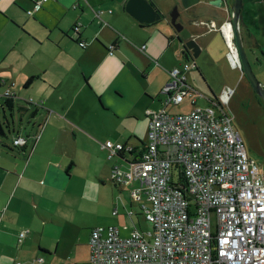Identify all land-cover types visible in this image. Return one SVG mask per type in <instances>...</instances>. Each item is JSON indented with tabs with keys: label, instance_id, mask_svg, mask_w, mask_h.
Masks as SVG:
<instances>
[{
	"label": "crops",
	"instance_id": "obj_1",
	"mask_svg": "<svg viewBox=\"0 0 264 264\" xmlns=\"http://www.w3.org/2000/svg\"><path fill=\"white\" fill-rule=\"evenodd\" d=\"M127 1L48 0L37 6V0H0V264H29L40 258L41 264H89L93 229L114 227L122 237L140 231L137 216L148 201L144 195L140 202L132 200L136 182L119 185L111 176L114 168L126 170L140 159L147 129L139 150L99 137V128L89 119L109 111L105 103L111 95L120 97L116 77L123 66L118 55L124 54L123 48L147 53L140 59L145 69L156 66L152 74L160 77L157 90L169 81V71L187 61L182 55L184 42L170 27L159 0H147L161 19L146 25L127 14ZM172 1L181 6L180 0ZM233 4L234 0H199L179 12L177 21L199 45L203 66L216 64L219 72L215 71L217 79H208L199 66L200 76L195 69L188 70L194 76L189 72L186 82L196 81L206 91L186 97L182 104L187 110L176 114L210 107L226 87L234 88L228 105L233 118L240 99L237 91H244L243 102L251 101L264 113L262 100L230 65L219 31L231 22ZM240 28L252 70L264 85V0H241ZM172 46L182 61L168 60L164 50ZM7 92L12 95L11 111L3 106ZM157 95L150 98L151 106L158 104L155 110H160ZM9 113L13 116L8 124L2 118ZM26 114L29 119L24 123ZM32 123L34 131L25 137L22 132ZM11 134L13 141L23 138L25 145L14 146L8 141ZM107 141L130 151L110 157L104 147Z\"/></svg>",
	"mask_w": 264,
	"mask_h": 264
},
{
	"label": "built area",
	"instance_id": "obj_2",
	"mask_svg": "<svg viewBox=\"0 0 264 264\" xmlns=\"http://www.w3.org/2000/svg\"><path fill=\"white\" fill-rule=\"evenodd\" d=\"M219 31L230 65L243 76L231 22ZM190 68L184 63L169 71V82L158 96L162 108L146 112L144 153L126 170L114 168L111 176L119 185L138 180L131 198L140 202L145 196L149 205L142 206V213L152 230H134L127 237L114 227L92 230L89 264H264V177L228 110L234 88L222 90L218 106L167 112L194 95L184 75ZM13 143L26 142L18 137ZM104 147L110 157L124 150L110 141Z\"/></svg>",
	"mask_w": 264,
	"mask_h": 264
},
{
	"label": "rangeland",
	"instance_id": "obj_3",
	"mask_svg": "<svg viewBox=\"0 0 264 264\" xmlns=\"http://www.w3.org/2000/svg\"><path fill=\"white\" fill-rule=\"evenodd\" d=\"M157 2L161 11L165 12L164 14H168V16H170V13L173 12L176 6L178 12H182V6L176 5L172 0H159ZM120 15L122 21L126 19L125 16H122V14ZM161 43L164 45L163 42ZM131 45L138 46V44L133 41H131ZM164 51L169 58V61L172 59H179L182 61L181 57L177 54L175 46ZM123 52L124 54L118 53V55L122 57L121 64L123 66L119 69V74L116 77V89L118 90L119 93H117L120 97H116L115 99L113 97L114 95H111L109 101L105 103L109 106V111L106 113L101 112V116H99L97 120L90 118L89 121L96 124V127L99 128L97 132L99 137L102 136L105 139L108 138L114 141L118 139L123 144H129L133 147L138 146L139 150H141V144H143L145 140L146 129L148 127L146 112L153 111L158 106V104H153V106H151L150 98L155 93L159 95L169 81L161 89L157 90L156 85L160 81V77L155 76V73L154 75L152 74L156 69V66L153 63L150 69H145V64L140 59L142 57L144 58L145 55L147 56V53H136L134 50L128 48H123ZM123 55L126 57H123ZM202 57L203 56L200 58L198 57L190 63L187 61L186 63L191 65L190 69H193L194 66H199V70L202 71L203 76L205 75L208 79H217L218 75L215 74V71L217 70L219 72V68L213 63H211L210 66H203ZM200 61L201 64L199 63ZM158 70L163 73L160 68H158ZM189 72L190 71L184 73L186 78ZM190 75L194 76V72H190ZM200 78L201 77H199V79ZM190 85H192V88L196 92L206 91V88L202 89L196 81H193ZM238 95L240 98L236 103L238 106V112L235 113L233 124L242 137L248 156L256 162L260 171L264 173V113H262L251 101H247L246 103L243 102L242 98L244 97V91H237V96ZM202 101L204 100L202 99ZM231 104L234 105V100ZM31 105L36 106L35 102L31 103ZM185 106L186 104L177 107L170 105L167 108V112L169 114L182 113L187 110L184 108ZM15 114L16 116H19L17 115V112H15ZM28 119L29 115L26 114L23 116L24 123ZM34 123H32V126L28 131L22 132L25 137L34 131ZM13 137L14 134L8 135V141L12 142ZM108 154L106 152L107 157ZM145 204L148 205L147 203ZM136 211L141 214V211L138 210L137 207ZM137 219L138 221L136 220V224L140 232H148L152 230V226L145 220L143 213L142 215H138ZM214 224L215 217L212 215V225L214 226Z\"/></svg>",
	"mask_w": 264,
	"mask_h": 264
},
{
	"label": "water",
	"instance_id": "obj_4",
	"mask_svg": "<svg viewBox=\"0 0 264 264\" xmlns=\"http://www.w3.org/2000/svg\"><path fill=\"white\" fill-rule=\"evenodd\" d=\"M180 2L183 9L188 10L190 7L198 4L199 0H180ZM125 10L129 16L134 18L142 25L153 24L161 19L159 12H157L147 0H128L125 6ZM240 10L241 0H234L231 12V25L234 34V42L242 64V73L247 79L254 93L264 103V85L257 79L255 73L253 72L247 53L244 49L240 28ZM169 17L170 27L178 35L180 42H184V51L182 52L184 60H196L200 55V47L196 43V41L191 38V32L188 29L184 28V26L177 21L180 17L177 6L174 8L173 12L170 13Z\"/></svg>",
	"mask_w": 264,
	"mask_h": 264
},
{
	"label": "trees",
	"instance_id": "obj_5",
	"mask_svg": "<svg viewBox=\"0 0 264 264\" xmlns=\"http://www.w3.org/2000/svg\"><path fill=\"white\" fill-rule=\"evenodd\" d=\"M192 60H190V62H191ZM193 69H195L197 72H198V75L200 76V73H199V71H198V68H197V66H194L193 67ZM186 84L188 85V86H190L187 82H186ZM191 87V86H190ZM192 88V87H191ZM193 89V88H192ZM194 90V89H193ZM208 91H211L210 89H207ZM195 91V90H194ZM10 97H12V95L11 96H9L8 98H5V100H4V103H3V106H5L6 108H8V109H10V111H11V106H12V100H11V98ZM211 106L210 107H212L213 106V104L215 105H219V98H215V99H213L212 101H211ZM230 112V111H229ZM12 113H9L8 115H6L5 117H3L2 119L5 121V123H10V121L12 120ZM3 133V129H2V124L0 123V134H2Z\"/></svg>",
	"mask_w": 264,
	"mask_h": 264
},
{
	"label": "bare ground",
	"instance_id": "obj_6",
	"mask_svg": "<svg viewBox=\"0 0 264 264\" xmlns=\"http://www.w3.org/2000/svg\"><path fill=\"white\" fill-rule=\"evenodd\" d=\"M7 93H9V92H7ZM9 96H11V94L9 93ZM9 96H4V97H6V98H8ZM201 96V95H200ZM11 98V97H10ZM198 98V97H197ZM29 102L30 103H34L32 100H29ZM35 105L36 106H41V103H35ZM14 142V141H13ZM13 145H14V143H13ZM15 146V145H14ZM24 146V145H23ZM16 147H22V146H16ZM124 147V150L123 151H125V150H128V151H130L129 150V148H127V149H125L126 147L125 146H123ZM134 163H136V160L135 161H133ZM114 181V180H113ZM136 183H138V180H136Z\"/></svg>",
	"mask_w": 264,
	"mask_h": 264
}]
</instances>
